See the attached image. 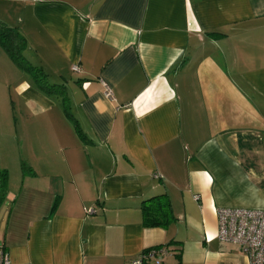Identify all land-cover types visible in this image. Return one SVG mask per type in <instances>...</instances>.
Here are the masks:
<instances>
[{"label": "crops", "instance_id": "obj_1", "mask_svg": "<svg viewBox=\"0 0 264 264\" xmlns=\"http://www.w3.org/2000/svg\"><path fill=\"white\" fill-rule=\"evenodd\" d=\"M0 21L73 110L13 82L31 172L0 201L8 264H131L160 246L162 264H247L216 209L264 210V0H0ZM161 194L175 220L146 227Z\"/></svg>", "mask_w": 264, "mask_h": 264}, {"label": "rangeland", "instance_id": "obj_2", "mask_svg": "<svg viewBox=\"0 0 264 264\" xmlns=\"http://www.w3.org/2000/svg\"><path fill=\"white\" fill-rule=\"evenodd\" d=\"M23 56L25 58L24 54ZM22 74L36 87L31 75L22 72L0 47V172L2 170L6 172L7 179L11 184L18 182L21 170L20 162L24 161L22 157L25 156V148L21 143L20 134H17L16 130H19L22 126L28 111L17 95L13 83ZM46 79L47 85L50 86L52 91L51 94L47 95L56 96L62 100L65 93L66 98H69L67 94L69 89H62L61 82L56 84L49 76H46ZM57 92H61V94ZM68 111L73 112L72 108ZM5 188L4 193L0 189V201L2 196L5 195Z\"/></svg>", "mask_w": 264, "mask_h": 264}, {"label": "built area", "instance_id": "obj_3", "mask_svg": "<svg viewBox=\"0 0 264 264\" xmlns=\"http://www.w3.org/2000/svg\"><path fill=\"white\" fill-rule=\"evenodd\" d=\"M72 71L79 73L78 66L73 65ZM103 95L113 100L111 89L103 84ZM88 209L87 213H94ZM217 239L230 243L247 258V264H264V210L217 208ZM168 252L164 247L144 250L131 264H162L163 256ZM0 264H8L5 250L0 247Z\"/></svg>", "mask_w": 264, "mask_h": 264}, {"label": "trees", "instance_id": "obj_4", "mask_svg": "<svg viewBox=\"0 0 264 264\" xmlns=\"http://www.w3.org/2000/svg\"><path fill=\"white\" fill-rule=\"evenodd\" d=\"M0 47L8 55V57L13 61L16 66L24 73L31 75L34 79L36 88L44 93L51 94L50 86L47 85L46 74L43 72L42 68L27 61L23 52L27 47L25 38L20 35V33L5 23L0 21ZM48 86V87H47ZM64 86H62V89ZM61 94V92H57ZM62 96V95H60ZM64 112L69 115L67 98L62 96ZM76 126V125H75ZM77 129V127H76ZM21 170L23 173L31 172L30 167L25 163H21ZM0 189L4 193L5 184L7 181V174L2 170L0 172ZM143 224L146 227H167L175 217L172 214L171 206L169 200L165 194L153 196L145 201L141 205ZM178 257V263L180 257Z\"/></svg>", "mask_w": 264, "mask_h": 264}]
</instances>
